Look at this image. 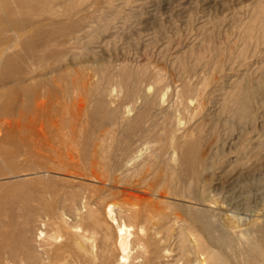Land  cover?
Returning <instances> with one entry per match:
<instances>
[{"label":"rangeland","instance_id":"374dc122","mask_svg":"<svg viewBox=\"0 0 264 264\" xmlns=\"http://www.w3.org/2000/svg\"><path fill=\"white\" fill-rule=\"evenodd\" d=\"M188 262L264 264V0H0V264Z\"/></svg>","mask_w":264,"mask_h":264},{"label":"bare ground","instance_id":"6f19581e","mask_svg":"<svg viewBox=\"0 0 264 264\" xmlns=\"http://www.w3.org/2000/svg\"><path fill=\"white\" fill-rule=\"evenodd\" d=\"M4 153V152H3ZM7 154H8V152H6ZM5 153V154H6ZM3 155V154H2ZM4 157V156H3ZM6 158V157H5ZM14 174V173H13ZM47 194H49V192H46ZM14 219V218H13ZM12 219V220H13ZM116 222V221H115ZM117 223V222H116ZM5 225H7V224H5ZM51 225H52V223H51ZM8 226H11L10 224H8ZM117 234H118V236H119V238H120V240H119V245H120V247H122V249L123 250H125L126 248H128V246H129V238H128V235H130V229H129V227L128 226H126L125 224H123V223H121V224H119L118 225V223H117ZM122 259H123V257H122ZM187 264H191L190 262H188ZM202 264H205V263H203L202 262Z\"/></svg>","mask_w":264,"mask_h":264}]
</instances>
